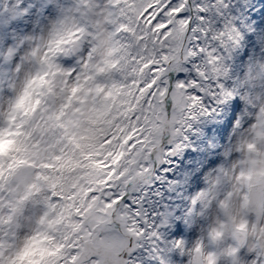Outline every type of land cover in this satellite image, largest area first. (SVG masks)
<instances>
[{"label": "snow or ice", "instance_id": "snow-or-ice-1", "mask_svg": "<svg viewBox=\"0 0 264 264\" xmlns=\"http://www.w3.org/2000/svg\"><path fill=\"white\" fill-rule=\"evenodd\" d=\"M261 53L264 0H0V264H264V227L182 239L248 200L223 168L175 217L156 168L219 116L264 179Z\"/></svg>", "mask_w": 264, "mask_h": 264}, {"label": "rangeland", "instance_id": "rangeland-1", "mask_svg": "<svg viewBox=\"0 0 264 264\" xmlns=\"http://www.w3.org/2000/svg\"><path fill=\"white\" fill-rule=\"evenodd\" d=\"M259 10L258 6L251 9V12L254 14ZM251 54H256L255 50ZM257 55H264V53ZM213 119L224 125L226 123L219 116L203 117L194 121L191 130L186 133L188 139L183 142L182 149L175 156L170 157L166 163L156 164L158 174L167 181L164 184V190L171 193L164 201L166 207L158 205V211H168L172 217H175L177 212L186 214L187 209L191 207V200L198 194L208 191L212 186V181L220 175L221 169L239 157L240 153L236 149L242 138L240 131L233 126L224 128V134H221L211 128L209 122ZM165 147L169 148L167 143ZM191 148L196 151V156L190 155ZM181 156H184L185 161L181 162ZM167 172L172 173L173 177L168 178ZM214 210H217L218 214L215 204L206 211L203 217L197 216L194 219L187 215L179 217L185 223L186 235L182 239L186 240L190 246L202 237L205 243H208L207 231L214 221ZM169 226L174 232L175 224L171 220ZM217 248L221 249V246L217 245ZM208 250L215 251L216 248L209 245ZM176 264H184V259L177 260ZM221 264H228L227 258L222 257Z\"/></svg>", "mask_w": 264, "mask_h": 264}, {"label": "clouds", "instance_id": "clouds-1", "mask_svg": "<svg viewBox=\"0 0 264 264\" xmlns=\"http://www.w3.org/2000/svg\"><path fill=\"white\" fill-rule=\"evenodd\" d=\"M240 147V142L237 148ZM240 155L237 159L228 163L223 169L228 173V177L224 179L225 184H237V187H243L244 191L248 193V200H237L233 198L228 208L219 212L213 211L214 221L221 225L223 234L234 232L241 237L253 235L251 228L259 230L264 227L261 224V217L264 214V179L257 175V171L251 169L248 165L242 164L247 157V150L239 152ZM236 166L237 172L244 171L245 178L239 182L231 180L233 166ZM251 175V179L248 176ZM227 214L228 219L225 220L224 216Z\"/></svg>", "mask_w": 264, "mask_h": 264}]
</instances>
